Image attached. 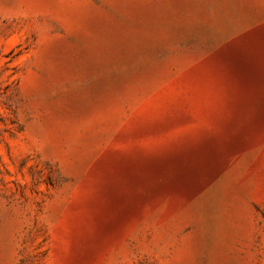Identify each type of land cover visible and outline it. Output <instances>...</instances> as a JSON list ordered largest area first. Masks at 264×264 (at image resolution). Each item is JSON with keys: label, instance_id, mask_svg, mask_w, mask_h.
<instances>
[{"label": "rangeland", "instance_id": "1", "mask_svg": "<svg viewBox=\"0 0 264 264\" xmlns=\"http://www.w3.org/2000/svg\"><path fill=\"white\" fill-rule=\"evenodd\" d=\"M0 264H264V0H0Z\"/></svg>", "mask_w": 264, "mask_h": 264}]
</instances>
